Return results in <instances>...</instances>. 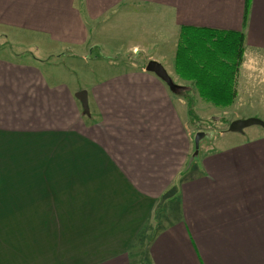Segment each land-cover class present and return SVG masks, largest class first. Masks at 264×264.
Segmentation results:
<instances>
[{
	"label": "crops",
	"instance_id": "crops-1",
	"mask_svg": "<svg viewBox=\"0 0 264 264\" xmlns=\"http://www.w3.org/2000/svg\"><path fill=\"white\" fill-rule=\"evenodd\" d=\"M122 24L135 28L127 34L136 36L127 53L153 52L159 63V53L177 51L182 27L242 33L245 61L229 109L238 120L264 121V71L250 65L260 60L264 68V0H0L2 38L15 39L22 49L9 58L0 54V201L14 205L0 209H40L41 198L6 200L11 192L5 180L32 179L29 189H35V168L72 163L95 179L97 188L93 184V196L84 202L90 208L83 207L98 212L99 220L77 232L72 264H264V133L224 136L195 162L190 103L146 67L126 63L131 68L119 75L94 76L98 83L90 91L53 87L63 81L38 70L54 57L96 63L97 49L107 54L127 39ZM116 25L118 33L103 38ZM81 91L89 113L76 96ZM192 95L203 103L198 92L185 96ZM25 141L39 142V151L23 160L40 164L33 165L35 172L19 171L15 156L5 161V148ZM46 195L45 203L51 202L43 208L59 209V193ZM156 206L167 213L166 226L155 230L144 252H133ZM17 245L0 238V264H33L31 258L14 261L23 259ZM64 259L59 255L54 264H70Z\"/></svg>",
	"mask_w": 264,
	"mask_h": 264
},
{
	"label": "rangeland",
	"instance_id": "rangeland-1",
	"mask_svg": "<svg viewBox=\"0 0 264 264\" xmlns=\"http://www.w3.org/2000/svg\"><path fill=\"white\" fill-rule=\"evenodd\" d=\"M118 30L119 28L117 25L112 28L108 27V29L104 31L105 35L103 38H105L108 32L109 36L117 34ZM121 30V33L126 35L130 32H135V28H129L127 26H123V24L121 25ZM1 31L3 32L5 30H0V54L3 52L1 50H4L5 54H8L5 58H9L12 51L21 54L22 49L17 46L18 42L13 38H2L3 36L1 35ZM13 34L14 33L11 31H6V35L8 36H13ZM28 38L33 39L31 37ZM135 38L136 36L127 35V39L123 40V42L112 44L113 50L111 52H107V54H102L100 49H97V51L93 54V57H100L101 60L96 61V63L88 64L87 61H82L80 58H73L70 60L54 57L51 59L48 67L38 66L37 68L42 74H51L54 78L61 79L63 81L59 84H53V87L62 85L70 89H76L78 87H85L84 89H87L95 83H98L93 82L94 76H96L97 79L103 78L105 76L104 73H110L115 76L121 74V71L125 69H130L131 67L129 65H131L133 69H137L138 67L145 68L150 61H154L151 58L153 55L157 54H154L153 52L137 50L135 53L133 51L127 53V50L130 48V44L134 43L132 39ZM105 39H107V37ZM177 53L178 49L175 53H173V51L161 52L159 53V56L160 63L167 70L173 82L180 86L176 90V93L183 96L185 98V100L183 99L185 102L190 103V114H188L187 117L189 118L190 131L195 134V136L200 133L205 135V137L201 140H196L195 137V144L198 148L195 152L196 156L194 154L191 159L195 162H199L206 151L209 149H215L220 141L224 139V136H242V138H248L256 136L258 132L264 133V128L260 126L247 128L243 133H231L229 132L231 123L247 119L238 120V116L235 114L236 111L229 109L230 107L218 108L212 104L209 105L210 103L207 104L204 100H202L204 104L200 103L195 95H192L189 98L185 96L188 91L191 93V91L198 92V90L192 82L184 81L177 74ZM244 55L243 59L239 62L237 72H235V88L237 86L238 78L241 76V70L245 61ZM250 65L251 69H254L257 72L264 71V68L260 67L263 65L260 60L256 61L257 66H252L253 61H250ZM92 71H94L95 74H92ZM252 77L253 75L250 74L249 78ZM250 86L252 87V83H250ZM90 89L91 88L87 91H90ZM193 103H196V106H194ZM247 109H243L240 112V115L244 116ZM250 109H254V107L251 106ZM227 110L230 111V113L227 114ZM28 143V141H25L24 147L16 145L12 149L5 148V161L8 158L12 159L11 157L15 156L19 160V164H17V166H20L19 171L24 169V171L35 172L34 170L36 169V177L37 180L40 181V184L37 185L35 189H29L30 183L28 181L32 179L28 178L5 180L2 184H4V187H7V190L11 192V195L5 196L6 200L10 199L12 201L15 198V200H20L25 203L28 199H32L34 197L41 198V203H37L40 209H0V238H13L15 245L18 244L17 248L21 251L23 259H14V261L28 262V258H31V262L33 261V264H54V261H59L56 259L57 256L60 255L65 258V262H69L70 264L75 263L77 261V256L74 254V247H77L75 238L79 235L77 232L81 231L82 227L83 229L89 228L90 224L91 227L86 230H91L94 222L97 221L96 223H99L98 219L94 220V218L98 216V212L89 209V205L84 204L85 201L90 200L93 196L95 179H93L91 175H87L85 173L82 176L80 171L77 170L78 165L72 163H57L55 166H48L50 163H45V165H41V167H45L44 170L43 168L34 169L33 165L40 164L25 163L23 160L25 156H28L29 158L33 157L36 150L39 151L40 146H38L39 142L32 146H28ZM7 164L10 163L6 162V165ZM0 166L3 167V164H0ZM47 167L49 170H47ZM79 175L80 177H77ZM58 182H61L60 188L56 185ZM61 189H63L62 193ZM53 190H56L60 195L57 196L54 201H58L63 204L59 203V205H57L60 207L59 209H44L43 207L48 206L47 203L51 202L50 200L45 203L47 196L46 192ZM25 192H31L33 194L27 195L28 193ZM77 192H79V194H77ZM70 195L72 197H70ZM170 195H172V193H170L169 196ZM49 198H51V195H49ZM20 201L17 202L19 203ZM68 202L70 203L69 205H67ZM26 204H23L22 206H25ZM9 205L14 206L12 202L10 204H6L4 200L0 201V206ZM83 206L89 208L85 209ZM114 208L115 207L113 206L112 209ZM157 208L158 206L154 209V213ZM157 211L158 212L154 215L155 217H151L150 219V226L143 229L145 234H142V241L140 240V245L136 247V249L134 248L133 252H135V250L141 253L144 252V250L148 247L151 235L154 234L155 230L159 231L166 226L167 213L165 211ZM162 215L164 219L162 218ZM158 219L159 221H157ZM60 238L64 239L65 242L60 241ZM86 238H91V236L86 235ZM29 247L32 248L31 251L27 250ZM46 247H48L49 250H46ZM46 255L49 257H46Z\"/></svg>",
	"mask_w": 264,
	"mask_h": 264
},
{
	"label": "trees",
	"instance_id": "trees-1",
	"mask_svg": "<svg viewBox=\"0 0 264 264\" xmlns=\"http://www.w3.org/2000/svg\"><path fill=\"white\" fill-rule=\"evenodd\" d=\"M243 55L242 33L182 27L176 71L205 102L229 108L236 101L235 72Z\"/></svg>",
	"mask_w": 264,
	"mask_h": 264
},
{
	"label": "water",
	"instance_id": "water-1",
	"mask_svg": "<svg viewBox=\"0 0 264 264\" xmlns=\"http://www.w3.org/2000/svg\"><path fill=\"white\" fill-rule=\"evenodd\" d=\"M145 71L150 74H154L158 79H160L162 82H164L171 92H175L179 88L177 84H175L171 78V76L168 74L167 70L164 68V66L157 62V61H150L145 68ZM77 98L82 103V106L86 113H89V105H88V95L87 92L81 91L77 94ZM252 126H260L264 128V122L259 119H247L243 121H235L231 123L229 127V132L231 133H243L245 129L250 128ZM204 134H198L196 136V140H201L204 138ZM198 147H196L197 149Z\"/></svg>",
	"mask_w": 264,
	"mask_h": 264
},
{
	"label": "flooded vegetation",
	"instance_id": "flooded-vegetation-1",
	"mask_svg": "<svg viewBox=\"0 0 264 264\" xmlns=\"http://www.w3.org/2000/svg\"><path fill=\"white\" fill-rule=\"evenodd\" d=\"M174 94H177V93H175V92H173Z\"/></svg>",
	"mask_w": 264,
	"mask_h": 264
}]
</instances>
